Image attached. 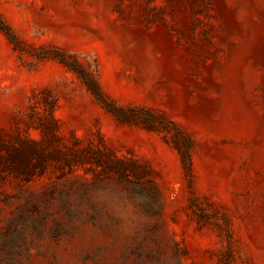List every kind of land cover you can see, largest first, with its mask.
<instances>
[{
  "label": "rangeland",
  "instance_id": "374dc122",
  "mask_svg": "<svg viewBox=\"0 0 264 264\" xmlns=\"http://www.w3.org/2000/svg\"><path fill=\"white\" fill-rule=\"evenodd\" d=\"M0 264H264V0H0Z\"/></svg>",
  "mask_w": 264,
  "mask_h": 264
},
{
  "label": "trees",
  "instance_id": "16d2710c",
  "mask_svg": "<svg viewBox=\"0 0 264 264\" xmlns=\"http://www.w3.org/2000/svg\"><path fill=\"white\" fill-rule=\"evenodd\" d=\"M63 61H66L65 58H63ZM83 75L86 77L87 81L89 82L90 86L92 87V89L96 93V95L98 97L102 98V91H101L100 87L98 86V84L94 80L87 78L86 74L83 73ZM108 107L110 109H113V108H111V106H108Z\"/></svg>",
  "mask_w": 264,
  "mask_h": 264
}]
</instances>
